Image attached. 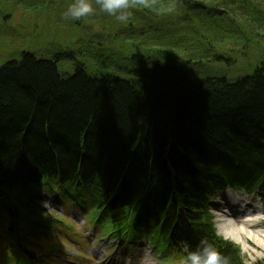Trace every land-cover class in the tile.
Listing matches in <instances>:
<instances>
[{"label": "trees", "instance_id": "obj_1", "mask_svg": "<svg viewBox=\"0 0 264 264\" xmlns=\"http://www.w3.org/2000/svg\"><path fill=\"white\" fill-rule=\"evenodd\" d=\"M74 2L0 0V22L10 31L5 20L13 12L31 17L39 10L32 27L25 25L27 34L37 33L41 22L64 21ZM88 2L101 30L85 26L73 49L107 52L110 21L124 25L127 35L114 36V43L127 46L131 56L116 68L98 56L67 77L57 56L44 60L25 52L0 67V197L11 200L0 210L1 227L23 217L22 201L35 196L42 181L51 191L90 194L101 204L110 196L111 229L124 227L118 217L138 202L134 226L144 224L155 237L166 264L178 262L171 249L184 243L195 251L205 238L230 264H246L239 247L216 235L207 201L231 187L257 190L264 202V56L253 57L260 64L233 81L200 80L174 69L172 49L195 63L214 55L224 61L231 53L240 61L237 54L246 56L258 31L264 32V0H130L128 23L102 11L96 0ZM48 8L53 13L46 18ZM84 19L72 20V29ZM178 22L190 30H179ZM183 33L196 43L187 46ZM19 226H11V242L26 245V237L15 235Z\"/></svg>", "mask_w": 264, "mask_h": 264}, {"label": "rangeland", "instance_id": "obj_2", "mask_svg": "<svg viewBox=\"0 0 264 264\" xmlns=\"http://www.w3.org/2000/svg\"><path fill=\"white\" fill-rule=\"evenodd\" d=\"M39 3L41 2L39 1ZM130 6H132V4H130ZM133 7L137 8V6ZM149 8L152 11L158 12L159 15H161V11L155 10V8L152 6H149ZM38 11L39 10L30 14L33 18H31L26 12H13L12 16L5 20V24L8 23L7 25H10L11 27L10 31H4L2 21L0 22V67L9 61H12L14 59H20L22 53L25 52L35 54L37 58L44 60H54L57 56L61 59L60 61H62L59 62V70L64 77L73 75L75 72V67L80 63L86 64L87 62H91L94 58H97L98 56H100L102 59L109 60V62H114L115 68L124 67L126 65L124 63L129 60L131 52L127 49V46H125L124 48L122 47L121 49L120 43L113 44L112 47L109 48V50L105 53L98 46H94V48L91 49L89 52L83 51L81 50L82 48L80 49L79 47L78 48L80 50L77 48L73 49L72 46H74L76 41L80 39L79 34L81 33L85 35L83 29L85 26L88 29L92 28L94 32H99L101 30L100 26H102V21L96 18L95 13L85 17V19L83 20V24L79 28V30H77L78 28L74 29L75 26L73 30L71 27L72 19L70 17L64 18L63 16L62 19L67 22H65L66 24L64 23V21H60V23H58L57 25L50 26L49 23L41 22L39 23L40 30H38L37 33L27 34L28 28H25V25L27 24V26L32 27V25H30V22L31 20L35 21V18L37 17V14L35 13H37ZM50 12L53 13V9H49L47 11L46 18L49 17L48 13ZM174 14L176 17V15H179L180 13L177 14V12H174ZM174 21H176L175 18ZM109 23L110 21L107 22L108 25L106 26L108 27L105 33L106 39L109 42L114 36H118L120 39H122V36L127 35L124 25H115L114 22V25H109ZM135 25L138 26V24ZM175 26L178 27L179 30H190L189 27L183 25L180 22L176 23ZM70 28L72 30H70ZM76 30L77 34L73 33ZM182 36L184 37L183 40L187 46L196 43L195 40H192L193 37L191 35L183 33ZM258 36L259 37L255 36V40L251 43L250 47L245 50L246 56H240L239 54H237L239 60L241 57L240 61H238V59L236 60L233 56V53H231L227 57H225V61L217 60L218 55H214L215 60L209 58L210 60L207 59L195 63L192 59L189 58L187 52H181L178 49H172L173 55L178 59L174 60L172 65H174V69L180 67L183 70L188 71L189 73H191V76L195 79L201 80L208 77H219L233 81L234 79H236L237 76H239V74H241V76L251 74L255 67L260 64L259 61L257 62V60L253 57L259 59L260 57L264 56V48H262L264 47V32L259 30ZM198 38L200 37L197 36V39ZM202 52L205 54L208 51ZM94 66L95 69H105L104 67L99 65ZM243 67H245V69ZM90 72L91 76L97 74V71L94 70ZM220 202L221 199L218 200V203ZM218 210L221 209L215 208L217 220L220 215V212ZM241 221H244V218L240 217L238 219H235V222L237 223L236 228H240L242 226V224L240 223ZM255 227L261 230L260 228H263V225L256 223ZM84 235L85 231H82L81 236L83 237ZM48 240L50 246L58 245V243H56L58 242V237L54 236L52 233L48 234ZM60 244L61 246H66L63 240L60 242ZM238 244H240L239 247L242 250V255L246 260V264H255L258 261L264 260V250L260 249L257 245L249 242L247 246L244 247L240 243V241ZM106 261L109 262L110 258H108ZM56 264L59 263L56 262Z\"/></svg>", "mask_w": 264, "mask_h": 264}, {"label": "clouds", "instance_id": "obj_3", "mask_svg": "<svg viewBox=\"0 0 264 264\" xmlns=\"http://www.w3.org/2000/svg\"><path fill=\"white\" fill-rule=\"evenodd\" d=\"M100 9L114 16L120 23H127L132 17L130 0H96ZM94 13L88 0H75L64 12V18L80 20ZM182 264H230L228 256L219 251L208 239H201L195 251H188Z\"/></svg>", "mask_w": 264, "mask_h": 264}, {"label": "bare ground", "instance_id": "obj_4", "mask_svg": "<svg viewBox=\"0 0 264 264\" xmlns=\"http://www.w3.org/2000/svg\"><path fill=\"white\" fill-rule=\"evenodd\" d=\"M236 196L233 192H228L226 200H229L230 207L233 212L239 213V209L236 204ZM228 216V215H227ZM221 233L224 234L228 239H233L235 242L240 243L245 247L249 242L257 245L260 249L264 250V231L259 230L255 227L254 220L243 221L240 228H236L233 224L224 225L220 229Z\"/></svg>", "mask_w": 264, "mask_h": 264}]
</instances>
